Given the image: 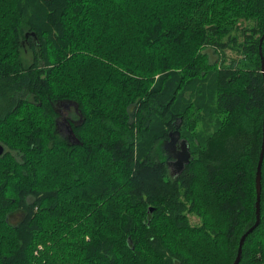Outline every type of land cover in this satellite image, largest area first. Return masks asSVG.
I'll return each mask as SVG.
<instances>
[{
	"label": "trees",
	"instance_id": "16d2710c",
	"mask_svg": "<svg viewBox=\"0 0 264 264\" xmlns=\"http://www.w3.org/2000/svg\"><path fill=\"white\" fill-rule=\"evenodd\" d=\"M263 33L264 0H0V264H233ZM260 184L238 264H264V155Z\"/></svg>",
	"mask_w": 264,
	"mask_h": 264
},
{
	"label": "water",
	"instance_id": "95a60500",
	"mask_svg": "<svg viewBox=\"0 0 264 264\" xmlns=\"http://www.w3.org/2000/svg\"><path fill=\"white\" fill-rule=\"evenodd\" d=\"M34 35V34H32ZM264 39V33L261 35L259 39V47H261V43ZM260 54H261V49H260ZM261 71L264 74V62L263 58L261 57ZM68 132L71 134L70 137H74L72 130L70 128V125L68 124ZM168 143L171 144H179V148L177 151V155L171 156L174 158L175 162L178 165L177 171H181L185 164H187L190 161V152L188 150L187 143L184 140L179 139V135L176 132H171L169 134V141ZM3 152V147L0 144V153ZM264 155V114H263V138H262V143L260 147V152H259V157H258V162L256 166V172H255V192H256V200H255V213H256V219L254 224L249 227L240 237L238 247H237V253L235 256V259L233 261V264H238L240 258H241V253H242V246L244 243V240L246 236L258 225L259 220H260V192H261V164H262V159Z\"/></svg>",
	"mask_w": 264,
	"mask_h": 264
},
{
	"label": "flooded vegetation",
	"instance_id": "af4514ba",
	"mask_svg": "<svg viewBox=\"0 0 264 264\" xmlns=\"http://www.w3.org/2000/svg\"><path fill=\"white\" fill-rule=\"evenodd\" d=\"M56 107H57V112H58L59 125L63 126L67 130V127H66L67 119H71L72 121L75 120L74 118H71L70 116V113L73 111L72 104L61 102V103H57ZM178 148H179L178 143L176 144L166 143L165 144V149H166V153L168 156L177 155ZM171 166H173L176 170L178 169V165L174 159L171 161Z\"/></svg>",
	"mask_w": 264,
	"mask_h": 264
},
{
	"label": "rangeland",
	"instance_id": "374dc122",
	"mask_svg": "<svg viewBox=\"0 0 264 264\" xmlns=\"http://www.w3.org/2000/svg\"><path fill=\"white\" fill-rule=\"evenodd\" d=\"M225 53H226V56L227 57H234V56H236V54H235V52H233V51H231V50H229V49H226L225 50ZM27 60L28 61H30V55H28L27 56ZM168 143V142H167ZM167 154V153H166ZM168 160H172V157L170 156L169 158H168ZM174 168H171L170 167V174L171 175H174V174H176L177 172H179V171H176V169H174ZM189 219H190V222H191V224H198L199 222H200V218L198 217V216H196V215H189Z\"/></svg>",
	"mask_w": 264,
	"mask_h": 264
}]
</instances>
